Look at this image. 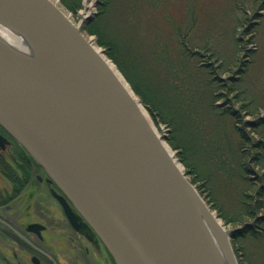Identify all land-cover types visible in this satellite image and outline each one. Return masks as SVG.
Returning a JSON list of instances; mask_svg holds the SVG:
<instances>
[{
    "label": "water",
    "instance_id": "water-1",
    "mask_svg": "<svg viewBox=\"0 0 264 264\" xmlns=\"http://www.w3.org/2000/svg\"><path fill=\"white\" fill-rule=\"evenodd\" d=\"M0 24L35 37L48 61L30 63L0 40V127L115 264H238L227 239L232 231L220 235L221 255L205 226L213 216L206 204L58 7L0 0Z\"/></svg>",
    "mask_w": 264,
    "mask_h": 264
},
{
    "label": "rangeland",
    "instance_id": "rangeland-1",
    "mask_svg": "<svg viewBox=\"0 0 264 264\" xmlns=\"http://www.w3.org/2000/svg\"><path fill=\"white\" fill-rule=\"evenodd\" d=\"M51 1L90 37L101 0ZM102 25L155 81L167 142L175 123L191 134L177 155L210 213L226 232L252 229L227 238L237 263L264 264V0H110Z\"/></svg>",
    "mask_w": 264,
    "mask_h": 264
},
{
    "label": "flooded vegetation",
    "instance_id": "flooded-vegetation-1",
    "mask_svg": "<svg viewBox=\"0 0 264 264\" xmlns=\"http://www.w3.org/2000/svg\"><path fill=\"white\" fill-rule=\"evenodd\" d=\"M58 197L65 198L0 127V264H115L65 200L71 222Z\"/></svg>",
    "mask_w": 264,
    "mask_h": 264
},
{
    "label": "bare ground",
    "instance_id": "bare-ground-1",
    "mask_svg": "<svg viewBox=\"0 0 264 264\" xmlns=\"http://www.w3.org/2000/svg\"><path fill=\"white\" fill-rule=\"evenodd\" d=\"M84 8L85 9L82 11V16H81L82 19L85 20L88 17L92 18L93 13L95 12V8H93L91 4H88V5L84 4ZM71 25L76 30L80 28V23L77 24L76 26L72 23ZM89 36L90 37L86 39V42L88 43V45L98 55V57L102 59V61L112 72V74L114 75L116 80L119 82V84L123 87L126 93L130 96V98L135 103V105L137 106L141 114L143 115L144 119L150 126L155 137L160 141L161 145L164 147V149L168 153L172 162L175 164V166L178 168L181 174H184L183 168L180 164V161L177 155V150L172 149L166 140L169 138V131L167 130L165 125L159 122L154 112H151L148 109V107L146 108L144 107L139 97L136 95L133 88L130 86V84L121 74V72L118 70L116 65H114V63L108 59L106 49L103 46H100L97 44L96 37L94 35H89ZM0 40L4 43L6 47L10 48V50H13L14 53L24 58L25 60L29 61L30 63L36 64L38 66H45L48 62L46 59V64H45L46 56L44 52H42L41 49L39 48V44L37 42L38 40L32 35H24L22 33L17 34L12 29L7 28L3 26L2 24H0ZM152 115L156 123L153 122ZM205 226L207 230L210 232V234L212 235L215 246L217 247L218 251L222 255V248L224 247L223 243L225 241L220 236L224 232L221 227V222L216 220L214 216H211V218H209L208 221L205 222Z\"/></svg>",
    "mask_w": 264,
    "mask_h": 264
},
{
    "label": "trees",
    "instance_id": "trees-1",
    "mask_svg": "<svg viewBox=\"0 0 264 264\" xmlns=\"http://www.w3.org/2000/svg\"><path fill=\"white\" fill-rule=\"evenodd\" d=\"M60 1L63 3L65 7H67L70 10H73L74 7L77 5L76 1H74L75 4L68 2V0H60ZM109 5H110V0L100 1L99 13L97 14L94 20L90 21L87 24L85 30L87 31L88 34L94 35L96 37V41L98 45L103 46L106 49L108 58L116 65L118 70L121 72V74L130 84V86L133 88L136 95L139 97L141 103L144 104L146 107H148V109L151 112H154L157 119L159 120L161 119L162 121L165 122L166 121L165 118L163 119L162 117L163 115L165 116V114L164 112H162V110L158 105L159 96L157 95V87L155 81L150 77L149 72L145 69L143 63H141L133 55L131 51L122 47L112 34L107 33L104 30V27L102 25V20L104 14H106L108 10ZM172 121H174L175 123V120L172 119ZM175 126L179 133V138L177 135H175V133L174 135L172 133V135L170 136V140L168 141V144L174 150H178L181 147L187 150V144L189 145L190 144L189 141H191L189 138L191 134L188 133L187 136L185 131L180 125L178 126L175 123ZM181 132L184 133V135L186 136V140H187L186 142L183 141L181 137ZM191 166L192 168L194 167L193 164ZM191 183L193 185L196 184L194 179L191 180ZM261 193L264 194L263 189ZM251 213H253V211ZM251 230L252 229H250L249 227H245L243 230L233 231L231 233V236L232 238H237L240 237V233H251L252 232Z\"/></svg>",
    "mask_w": 264,
    "mask_h": 264
}]
</instances>
